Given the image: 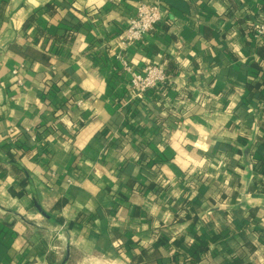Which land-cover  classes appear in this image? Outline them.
<instances>
[{
    "label": "crops",
    "instance_id": "0c3cea01",
    "mask_svg": "<svg viewBox=\"0 0 264 264\" xmlns=\"http://www.w3.org/2000/svg\"><path fill=\"white\" fill-rule=\"evenodd\" d=\"M263 2L0 0V264H264Z\"/></svg>",
    "mask_w": 264,
    "mask_h": 264
},
{
    "label": "built area",
    "instance_id": "2783aa9c",
    "mask_svg": "<svg viewBox=\"0 0 264 264\" xmlns=\"http://www.w3.org/2000/svg\"><path fill=\"white\" fill-rule=\"evenodd\" d=\"M162 6L158 2H140L134 16L129 20L128 26L122 31L120 35V42L123 49L134 42L141 41L145 35L152 32L158 24H160L164 17ZM255 36L258 39L264 37V2L261 10V21L258 25ZM117 57L121 59L124 69L130 74V87L132 90L131 100H144L149 98L152 93H159L160 86L168 82L171 78L170 72L158 65L147 64L142 70H134L132 66L124 59L123 52H120ZM18 73V69L13 70ZM21 82V80H19ZM15 128L10 127L9 132L15 140Z\"/></svg>",
    "mask_w": 264,
    "mask_h": 264
},
{
    "label": "water",
    "instance_id": "95a60500",
    "mask_svg": "<svg viewBox=\"0 0 264 264\" xmlns=\"http://www.w3.org/2000/svg\"><path fill=\"white\" fill-rule=\"evenodd\" d=\"M66 260H67V257L65 258V262H66Z\"/></svg>",
    "mask_w": 264,
    "mask_h": 264
}]
</instances>
